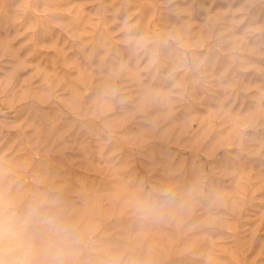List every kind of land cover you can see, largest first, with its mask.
<instances>
[{
  "label": "rangeland",
  "instance_id": "rangeland-1",
  "mask_svg": "<svg viewBox=\"0 0 264 264\" xmlns=\"http://www.w3.org/2000/svg\"><path fill=\"white\" fill-rule=\"evenodd\" d=\"M5 203L29 264H264V0H0Z\"/></svg>",
  "mask_w": 264,
  "mask_h": 264
},
{
  "label": "clouds",
  "instance_id": "clouds-1",
  "mask_svg": "<svg viewBox=\"0 0 264 264\" xmlns=\"http://www.w3.org/2000/svg\"><path fill=\"white\" fill-rule=\"evenodd\" d=\"M51 222L44 217L39 207H33L20 217L10 203L0 206V264H29L27 259L32 241L29 230L47 229Z\"/></svg>",
  "mask_w": 264,
  "mask_h": 264
}]
</instances>
